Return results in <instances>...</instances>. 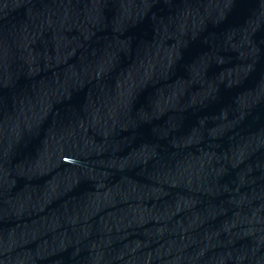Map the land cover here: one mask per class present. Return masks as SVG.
I'll return each mask as SVG.
<instances>
[{"label": "water", "instance_id": "1", "mask_svg": "<svg viewBox=\"0 0 264 264\" xmlns=\"http://www.w3.org/2000/svg\"><path fill=\"white\" fill-rule=\"evenodd\" d=\"M0 264H264V0H0Z\"/></svg>", "mask_w": 264, "mask_h": 264}]
</instances>
